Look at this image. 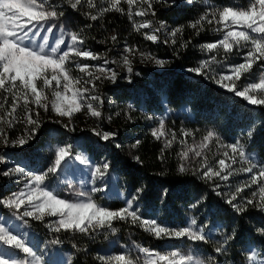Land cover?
<instances>
[{
  "label": "snow or ice",
  "instance_id": "1",
  "mask_svg": "<svg viewBox=\"0 0 264 264\" xmlns=\"http://www.w3.org/2000/svg\"><path fill=\"white\" fill-rule=\"evenodd\" d=\"M125 2L129 5L128 15L131 19L133 5L139 6L138 11L135 13L137 16L146 17L150 14L154 17L156 15L154 4L160 2V0H125ZM174 2L175 0H173ZM108 3L110 8H102L99 11H123L119 7L121 0H108ZM63 4H67L73 10L84 4H87L89 8L96 7L94 0H55V2L54 0H0V94H7L3 96V102H0V110H3L6 104L8 105V111L4 116H0V123L7 124L9 127L13 126L17 122L16 110L23 103L27 109L25 123L31 126L26 128L24 137H18L11 142H9L7 132L3 127H0V140H2L4 147L23 146L34 137L40 127V122L33 119V109L28 108V105L32 103L47 111L49 105L43 103L47 100L45 89H53L52 95L55 100L52 103V109L58 116L71 119L75 113L86 108L91 116L99 118L102 114L96 107H93V102L102 105L104 101L99 95L92 94L93 90L97 88V81L102 77L112 82L117 81L119 73L116 69L107 67L109 64L107 59H104L102 65L81 64L79 61L72 59L73 56L91 60L101 59L99 55L93 54L89 50L80 49L79 46L85 42L80 32L69 33L71 43L58 38L54 44H51L47 36H40L42 31L52 32L57 26L54 21L64 14L60 11ZM86 14L92 20L98 19L97 15ZM208 15H211L212 19H208ZM217 16H219L218 20L216 19ZM203 21H207L210 25L214 23L219 25L220 27L215 28L214 31L223 32V36L218 41L201 45L202 50L211 51L219 48L225 54H228L233 51L234 47L246 49L243 61L229 68L230 75H220L219 78L210 76L209 78L237 97L244 98L252 105H264V99L249 95V92H256L257 90L264 93V0H249L247 9L225 6L220 10H212L192 23L190 27L196 29ZM45 25H48V27L45 28ZM134 27L136 31L142 28H152V21L146 20L140 24L134 23ZM165 27V23L160 22L159 27L154 29L153 34H146L145 38L156 42L158 40L156 33L165 29ZM182 30V27L174 28L169 35L175 37ZM38 37L41 40L39 43L36 42ZM111 40L115 42L117 37L113 35ZM172 43H176L175 39ZM181 46L186 47L187 44ZM136 52L137 49L134 46L125 44L124 52L121 53L123 67L129 74L124 79L129 80V82H131L134 72L131 57ZM139 55L153 60L156 65L161 67L166 63L164 60L156 59L151 53L140 52ZM216 63L217 60L213 56L211 61H202L197 67L190 68L188 71L208 76L206 70ZM257 65L261 68L258 76L259 82L242 86L243 90H238L236 81H239L245 74H250L254 66ZM73 68L84 74L83 81L80 78L74 79L72 77L70 73ZM97 73L102 75H97ZM225 81H231V83ZM81 82L84 86L76 87ZM9 96L12 98L10 103ZM35 115L39 116V112L37 111ZM151 118L148 117V119ZM64 127L68 128L69 126L65 124ZM93 131L104 141H109L116 135L115 132H98L95 129ZM151 134L156 139L163 137L165 135L163 122L160 123L158 128L153 129ZM184 135L188 136L191 133L185 132ZM245 135L251 139L254 135V129L250 128ZM175 136L176 134L172 133L173 140H175ZM214 136H216L214 132H208L203 138L204 142L201 143L200 148L207 147V142ZM172 142V140H166L165 146L170 147ZM181 143H185V141H181ZM139 144L140 141L136 140L132 147L136 148ZM227 147L233 155L228 157V152L223 155L231 159V164L226 163L225 159H219L216 163L220 171H214L212 165L208 163L207 157H203L198 169L201 177L204 179L218 177L227 180L230 176L238 174L239 171L251 174L242 186H237L227 203L237 212H247L249 207H253L264 213V186L259 187V192L262 194L259 200L255 199L256 193H253L252 199L241 198L244 200L243 204L235 203L237 197L245 188L264 184V167L251 164V158H247L250 163L249 167L234 169L232 165L237 163V156L241 160L246 159L244 147L239 140ZM189 152H193L195 157L202 156L201 151H197L192 147L182 151L179 155L184 160H188ZM73 158L71 145H68L59 147L55 151L54 163L41 174L27 172L25 168L18 165L0 172V175L4 177L22 174L27 178L25 182L26 191L22 189L19 192L11 193L8 197H0V206L13 209L14 214H19L20 220L25 224L28 223V220L25 219L27 217H32L38 221H43L45 216L58 217L57 220L48 224V227L56 232L63 230L88 234L103 228L115 231L112 228L113 221H129L132 224L144 227L156 238L186 239L191 242L207 239L204 227H198L197 220L194 217L187 220L186 226L175 228L164 225L162 222L158 223L155 219L142 218L138 214L135 205L140 199L143 188H137L136 194L125 201L124 207L112 210L109 207L99 205L93 199L92 194L102 191L101 188L93 187L87 193L74 191L73 196L76 197V200L70 202L68 199L60 198L58 192L54 194L55 190H49L46 186H41L50 174L58 173ZM133 159L140 162L138 156L133 157ZM161 159H163V156ZM0 162H5L3 157H0ZM94 167L97 177L103 178L107 175L110 164L105 161ZM254 169L256 170L254 171ZM178 171L183 174L187 171V168L182 163ZM199 203L200 201L197 200L191 207L195 208ZM21 209L25 210L21 211ZM259 231L261 235H264V229ZM233 238L234 233L226 236L224 245H227ZM0 246H2L0 248V264H45L43 253L37 254L30 243L26 242L21 235L14 234L5 221H0ZM135 247L139 253L143 254V258L140 256L133 258L129 253L107 257L99 256L98 259L103 261V264H205L203 259L176 250L162 254L159 251H150L148 248L139 245ZM225 250L223 245L215 248L216 253H222ZM17 253H22V257L18 258ZM256 256L257 254L253 252L247 259L254 261ZM210 264H215L214 260L210 261Z\"/></svg>",
  "mask_w": 264,
  "mask_h": 264
},
{
  "label": "rangeland",
  "instance_id": "2",
  "mask_svg": "<svg viewBox=\"0 0 264 264\" xmlns=\"http://www.w3.org/2000/svg\"><path fill=\"white\" fill-rule=\"evenodd\" d=\"M163 1L165 0H160V2ZM175 1L193 3L197 0ZM94 2L96 4L95 8H89L87 4H84L82 7L87 8L88 12H97L100 8H107L110 6L108 0H94ZM158 3H155L154 6ZM205 3L210 4V6L205 5V8H208L206 10L208 13H210L212 10H220L225 7V5L220 3H210L208 1ZM233 4L234 5L231 6L233 8L247 9L249 0H236ZM119 7L122 8L123 12L128 14L129 5L125 2V0H121ZM138 9V5H133L131 8L132 17L130 20L132 21L133 26L134 23L140 24L146 20H151L152 28H142L138 31V33L144 37L146 34H153L154 29L159 27L160 21H158L156 16L153 17L150 14L146 17L137 16L135 13L138 11ZM60 11H62L64 14L60 16L59 19L54 21L57 26L52 30V32L42 31L40 33L41 37L47 36L51 44H54L58 38L64 39L67 43H71L69 39V33L76 32L74 28L76 18L73 15V12L78 10H73L67 4H63L60 8ZM209 16V19H212L211 15ZM216 19L218 20L219 16H217ZM208 25L210 26V30L214 38H212L210 41L202 42L197 47L200 53V60L197 66L202 61H211L213 56H215L217 63L215 65H211L210 69L206 70L208 72V76L199 75L195 72H189L188 69L190 68H184L183 71L201 76V78L204 80L217 85L223 90L231 92L215 83L213 79L209 77L215 76L216 78H219L220 75H230L231 73L229 72V68L231 66L238 65L243 61V55L246 54V49H237L234 47L233 51L228 54H225L224 51L219 48L213 49L211 51H208L207 49L202 50L201 45L218 41L223 36V32L214 31L215 28L220 27L219 25L215 23ZM44 27L47 28L48 25H45ZM171 30L172 29L166 25L165 29L159 33H156L158 35V40L156 42H151L156 45L171 44L173 39H175L169 35ZM84 40V44L79 46L80 49L89 50L93 54L99 55L101 59L91 60L73 56L72 59L74 61H79L81 64L87 63L89 65H102L104 59H107L109 61L107 67L116 69L119 73L116 82H112L102 77L99 81H97V88L93 90L92 94L99 95L104 101L102 105H97L95 102H93V107H96L97 110L101 112V117L97 118L91 116L86 108L80 112H77L80 113L79 115L74 114L71 119L68 117L58 116L57 113L52 109V103L55 100V97L52 95L53 89H45L47 100L43 101V103H47L49 105L47 111H45L43 108H38L32 103L28 105V108L33 109V119H37L39 122H41L42 119H45V121L49 122L50 124V130L47 129L46 131L44 143L37 147L33 145L32 141L38 137L37 132L35 133L34 137L23 146L4 147L2 140H0V157H3L5 161L0 162V172L18 165L25 168L27 172L41 174L54 163L55 151L59 147L71 145V151L74 158L69 160L68 163L58 171V173L50 174L49 177L46 178L44 184L41 186H46L49 190H55L54 194L58 192L60 194V198L68 199L70 202H75L76 200V197L73 196L74 191H83L87 193L93 187L101 188L103 189L102 191L92 194L93 199L101 206L109 207L112 210H118L121 207H124L125 201L131 199V197L136 193H134L131 197L127 195L125 192V184L120 178H118L117 174L112 169L116 164L111 162L107 155V147L104 144L107 141H104L98 137L93 129L98 132H115L116 135L114 138H112V142H114V140L119 135H121V131L118 127L113 126L111 117L113 114H118L121 112H125L126 114L127 109L131 107V104H124L121 100H119V98H116V96L112 94V91L108 89L107 86H117L118 89H120V85H126L128 86L129 90L133 91L135 89H139L140 87L143 89L146 86L150 87L151 89H157L158 86L156 82L159 79L156 78L163 75L167 71L166 69L170 64V59L151 54L156 59L166 61L163 67L158 66L153 60L147 59L146 57H141L139 53L142 51L138 47L134 46L137 49V52L131 57L134 72L132 74L131 82H129V80L124 79V77L129 74H127L126 69L123 67L121 59V53L124 52L125 44L129 45L125 40H119L117 42L110 41L106 45L103 44L101 48H94L87 43L86 39ZM165 41L167 42L165 43ZM36 42H41L40 37L36 39ZM141 67L146 68L147 71H143ZM260 71L261 68L259 65L254 66L250 74H245L239 81H236L237 89L243 90L242 86L250 85L251 83H258ZM153 72H156V74L154 75ZM70 74L74 79L80 78L83 81L84 74L80 73L78 70H75V68H73V71ZM97 75L102 74L97 73ZM225 82L231 83V81ZM39 86L40 85L38 83V87ZM83 86V82L76 85L78 88ZM60 90L62 91L63 89L61 88ZM132 94H134V92H132ZM4 95L7 94H0V102H3ZM249 95H255L258 99H264V93L260 92V90H257L256 92H249ZM11 99V96H9V103L11 102ZM246 103L252 105L248 101H246ZM180 110L173 109L165 104L163 110H161L159 113L148 114L143 112V114L141 113V116H138V118L142 122H147L148 125H150L151 132L153 129L158 128L160 123L163 122V131L165 135L160 139L164 142V144L166 140H172V144L178 145L179 153L187 150L189 147H192L197 151H201V157H195L193 152H189L188 160H184L181 155H179L181 164L183 163L187 170L197 174L199 177H201V175L198 169L203 157H207V161L212 165L214 171H220L216 163L219 159H225L226 163L231 164V159L226 158L223 154L228 152V157H231L233 154L227 146L235 142H229L216 129L209 128L205 130H191L188 128L184 119H181V126L176 131L173 126L176 124L177 119L175 117L180 114ZM6 111H8L7 104L3 110H0V116H4ZM26 111L27 109L24 107L23 103H21V106L16 110L17 122L14 123L13 126L9 127L7 124L0 123V127H3L7 132L9 142L17 139L18 137H24L26 128L31 127L25 123ZM37 111L39 112V116L35 115ZM148 117L152 118L148 119ZM126 122L127 124H132L138 123L139 120L137 121L136 118H130L129 121ZM17 124H21L22 126ZM65 124H67L69 127L65 128ZM132 128L133 126L129 125L125 126V128L122 127V136L125 137L124 139L129 141V137L127 136L132 134ZM210 131L214 132L216 136L207 142V147L201 149L200 145L202 142H204L203 138ZM185 132L191 133V135L185 136ZM172 133L176 134L175 140L172 138ZM181 141H185V143H181ZM243 147L246 159L241 160L237 156V163L232 165L234 169L249 167L250 163L247 158H251V164L264 167L263 160L259 159L257 155L249 148L245 147L244 145ZM105 161L109 162L110 164V167L107 170V175H105L103 178H98L95 174L94 166L100 165ZM255 170L256 169H254V171ZM250 175L251 174L249 173L239 171L238 174L230 176L227 180H222L218 177L205 180L208 182L210 190H213L215 193L219 194L228 201V199L231 198V194L235 192L237 186H242L244 182L249 179ZM26 179L27 178L22 174L10 175L8 177L0 175V197H8L11 195V193L19 192L22 189L26 191ZM217 185H219V187H217ZM260 186H264V184L259 186L253 185L251 188H245V190L239 194L235 203L243 204L244 200L241 198L251 199L253 198V193H256L255 199L259 200L260 196L262 195L259 192ZM114 198L123 201L121 207L115 208L111 206ZM135 207L138 210V214L141 215L142 218L149 220L155 219L158 223L162 222L164 225L173 228L186 226L187 220L194 217L197 220V226L204 227L207 239L205 241L191 242L186 239L181 240L156 238L150 232L146 231L144 227H140L138 224H132L129 221H113L112 228H114L115 231L112 229L103 228L98 229L95 232L88 233L92 234L90 239L86 241V243H91V247L94 248V254L91 256L92 259L103 264V261L98 259L99 256L107 257L129 253L133 258L137 256L143 258V254L139 253L135 247L136 245H139L141 247L148 248L150 251H159L162 254L176 250L188 255H194L205 260V264H210V261L213 260L215 264H264V243L259 244L256 241H247L243 245V250L241 251V253H243L241 257L242 259L238 262L231 260L224 252H215V248L217 246H225L224 239L227 235L224 234L222 222L218 217V211H214L212 205L207 202L201 204L199 203L195 208L191 207V205H188L181 213H178L179 219L177 221H173L164 215L162 213V209L156 210L154 212H145L143 211V206L138 204V201L136 202ZM161 207L163 208L162 205ZM23 210L25 209H21V211ZM25 219L28 220L27 224L20 220L19 214H14L13 209H9L6 206H0V221H5L7 226L14 232V234L21 235V237L26 242H29L30 246H32L34 250L37 251V254L43 253L45 264H80V262L75 261V253L71 247L63 245L65 242H67V239H65L66 231L62 230L56 232L48 227L49 222L57 220L58 217L45 216L43 221L35 220L32 217H27ZM137 230L139 231L137 232ZM68 232H70L69 235H72L73 233L81 234L78 231ZM143 232L147 233L149 237L153 238V241L151 242L152 245L150 242V246L144 245L142 242H138V240H144ZM138 237H142L143 239ZM153 244H157L158 247H154ZM0 248H2V246H0ZM253 252L257 254L256 259L254 261L248 260L247 257ZM22 255V253H17L18 258L22 257Z\"/></svg>",
  "mask_w": 264,
  "mask_h": 264
},
{
  "label": "trees",
  "instance_id": "3",
  "mask_svg": "<svg viewBox=\"0 0 264 264\" xmlns=\"http://www.w3.org/2000/svg\"><path fill=\"white\" fill-rule=\"evenodd\" d=\"M206 1L232 6L236 0H197L193 3L182 1L173 3L167 0L154 6L158 21L164 22L171 29L177 27L183 29L173 37L176 43L167 45H156L145 39L134 29L128 14L123 11L100 12L102 8H98L97 12H88L87 8L78 6V11L73 12L76 18L74 28L94 48L106 45L115 35L116 42L125 40L142 52L170 59L167 71L156 78L159 79L156 82L157 89L146 86L133 91L129 90L126 85H120V89L117 86H107L116 98L124 104H131L126 114L121 112L111 117L113 126L120 129L121 135L114 142L110 139L104 143L107 147V155L110 161L116 164L112 169L125 184V192L129 197L136 193L137 188H143L138 204L143 206L145 212L162 209L164 215L177 221L178 213H181L188 205L196 203L197 200L200 204L207 202L212 205L214 211H218L224 234L228 236L234 233V238L224 246L226 249L224 253L231 260L238 262L242 259L241 251L247 241L264 243V235H261L259 231L264 229V213L253 207H249L247 212H237L227 203L226 199L210 190L204 178L190 170L183 174L180 173L178 171L181 164L178 145L172 144L166 147L161 139L152 136L150 125L138 118L143 112L159 113L165 104L173 109H182L175 117L177 120L173 127L176 131L181 126V119H184L188 128L194 131L216 129L229 142L239 140L264 161V106L249 105L241 97L219 88L201 76L183 71L184 68L197 66L200 60L197 47L202 42L214 38L207 21H203L196 29L190 27L192 23L208 13L205 5L210 6V4H206ZM86 13L97 15L98 19L92 20ZM209 17L208 15V19ZM183 44L187 46L182 47ZM141 69L147 71L144 67ZM153 74L155 75L156 72ZM79 114L75 113V115ZM130 118H136L139 122L127 124L126 121ZM128 125L133 126L132 134L127 136L129 141L122 136V127L125 128ZM49 127V122L42 119L37 130L38 137L32 141L34 146H41L44 143L46 131L50 130ZM250 128L254 129L251 139L245 135ZM136 140H139L140 144L133 148L132 145ZM135 156L140 158V162L133 159ZM162 156L163 159H161ZM122 204V200L114 198L111 206L118 208ZM65 233L67 242L63 245L71 247L75 253L76 262L102 264L91 258L94 248L86 241L92 234L73 233L69 235L68 231ZM143 238L144 240H138V242L150 246L153 238L144 232ZM153 246L158 247L157 244Z\"/></svg>",
  "mask_w": 264,
  "mask_h": 264
}]
</instances>
